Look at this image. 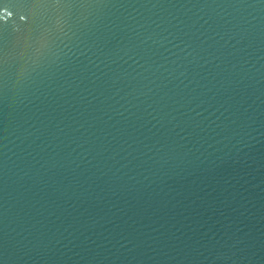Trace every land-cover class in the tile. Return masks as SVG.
I'll use <instances>...</instances> for the list:
<instances>
[{
	"label": "water",
	"instance_id": "obj_1",
	"mask_svg": "<svg viewBox=\"0 0 264 264\" xmlns=\"http://www.w3.org/2000/svg\"><path fill=\"white\" fill-rule=\"evenodd\" d=\"M0 264H264V0H0Z\"/></svg>",
	"mask_w": 264,
	"mask_h": 264
}]
</instances>
